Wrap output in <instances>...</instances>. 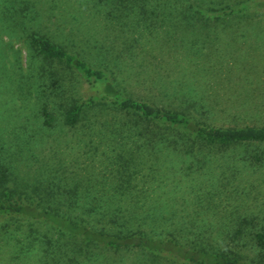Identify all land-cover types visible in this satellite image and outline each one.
<instances>
[{
	"label": "rangeland",
	"instance_id": "374dc122",
	"mask_svg": "<svg viewBox=\"0 0 264 264\" xmlns=\"http://www.w3.org/2000/svg\"><path fill=\"white\" fill-rule=\"evenodd\" d=\"M205 2L204 7L216 3ZM177 3H147L143 18L135 7L119 16L105 0H0V147L12 154L19 178L31 181L38 168L78 195H105L112 191L119 146L90 123L93 118L74 126L58 119L51 127L41 124L39 104L58 102L45 89L52 76L45 66L38 77L40 61L28 56L25 32L7 25L13 20L111 71L117 86L134 98L181 109L216 126L264 125V13L184 19L174 15ZM53 68L63 95L87 96L74 72ZM260 147L264 150V144ZM253 148L212 150L203 161L192 162L168 151L155 160L137 152L131 191L145 202L146 213L166 221L176 235L222 240L240 218L264 222V158L257 165L244 159ZM5 230L0 231V264H41L39 247L29 245L24 231L12 224ZM96 251L79 264L147 263L134 252Z\"/></svg>",
	"mask_w": 264,
	"mask_h": 264
},
{
	"label": "trees",
	"instance_id": "16d2710c",
	"mask_svg": "<svg viewBox=\"0 0 264 264\" xmlns=\"http://www.w3.org/2000/svg\"><path fill=\"white\" fill-rule=\"evenodd\" d=\"M107 1L119 16L129 15L135 7L137 16L143 18L147 16L144 6L153 1L156 6L180 2L174 15L184 19L218 21L264 13V0ZM205 1L216 3L204 7ZM22 10L19 8L18 13ZM186 12L190 15L186 16ZM22 24L21 20H13L7 25L25 32L23 42L28 56L40 61L35 66L38 77L46 73V66L52 78L45 89L58 99L53 101L55 105L47 100L39 104L41 124L51 127L58 119L74 126L93 118L90 123L100 128L101 134L106 133L110 142L118 143L119 152L114 156L116 176L110 186L112 191L105 195H78L74 188L56 182L49 172L38 168L29 175L31 181L19 178L12 154L6 156L0 147V231L6 232L11 224L14 230L24 231L29 245L39 247L44 257L41 264H55L58 256L62 257L59 264H79L83 258L92 260L96 250L116 255L138 253L146 264H264V222L257 224L252 218H240L224 239L215 242L176 235L170 224L164 226L166 221L146 213V204L131 191L134 186L130 181L135 159L140 157L137 152L141 156L144 152L152 154L155 160L160 152L168 151L192 162L203 161L212 150L250 145L255 148L244 159L261 164L264 125L216 126L181 109L134 98L117 86L111 71L92 66L78 53L36 30L26 32ZM53 65L74 72L85 84L87 96L80 99L63 95L65 91L56 82ZM152 224L161 230L151 229ZM11 235L8 231V237Z\"/></svg>",
	"mask_w": 264,
	"mask_h": 264
}]
</instances>
